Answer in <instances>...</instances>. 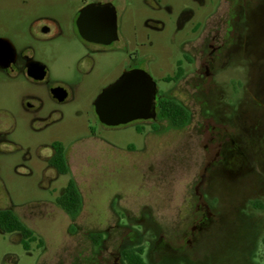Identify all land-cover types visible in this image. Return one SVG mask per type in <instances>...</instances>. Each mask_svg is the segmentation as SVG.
Returning <instances> with one entry per match:
<instances>
[{
    "label": "rangeland",
    "instance_id": "rangeland-1",
    "mask_svg": "<svg viewBox=\"0 0 264 264\" xmlns=\"http://www.w3.org/2000/svg\"><path fill=\"white\" fill-rule=\"evenodd\" d=\"M109 1L125 48L102 55L75 33L82 0H0V38L48 70L33 83L0 68V209L14 208L35 236L27 252L22 235L0 231V264H111L106 248L123 244L144 246L147 264H264V209L251 204H264V0ZM157 17L165 28L147 29ZM51 21L57 43L32 38ZM134 62L190 112L187 125L100 123L95 101ZM33 96L40 116L24 109ZM55 142L68 175L49 164ZM70 179L83 198L75 218L56 203ZM199 183L212 215L193 236Z\"/></svg>",
    "mask_w": 264,
    "mask_h": 264
},
{
    "label": "water",
    "instance_id": "water-1",
    "mask_svg": "<svg viewBox=\"0 0 264 264\" xmlns=\"http://www.w3.org/2000/svg\"><path fill=\"white\" fill-rule=\"evenodd\" d=\"M80 14L79 27L85 39L104 44L116 39L117 9L113 3L89 5ZM88 14H107L109 28L95 26L93 21L88 20ZM11 50L8 43L0 39V68L8 67L9 61L4 58ZM46 75L44 66L30 72V76L38 81L44 80ZM51 93L59 102H64L68 97V91L63 87L53 88ZM158 94L157 83L153 78L143 69H133L103 90L95 101V111L100 122L111 127L138 120H154L157 118Z\"/></svg>",
    "mask_w": 264,
    "mask_h": 264
},
{
    "label": "flooded vegetation",
    "instance_id": "flooded-vegetation-1",
    "mask_svg": "<svg viewBox=\"0 0 264 264\" xmlns=\"http://www.w3.org/2000/svg\"><path fill=\"white\" fill-rule=\"evenodd\" d=\"M75 2H76V0H75ZM82 2H83L82 9H83V8L89 6V5H92V4H99V3L105 4V3H109L110 1L109 0H91V1L90 0H82ZM81 10H80V12H81ZM88 15H89L88 20L91 21V22L93 21L95 26L98 25V27H101L103 29H108L109 28V23L107 22V14H100L98 16H94V14H88ZM80 17H81V14L79 13V14H76V17L74 19L75 33H76L77 37L79 38V40L85 46H87V48L88 47L92 48L94 50V52H96L97 54H102V55L110 53V52H120V51H122L125 48V45L123 44L124 39L122 38V36L120 34L121 20H120V14H118V11H117V14H116V39L114 41H112L111 43H108V44L98 43V42L89 41V40L85 39L81 35V32H80V27H79V19H80ZM50 23L52 25H50ZM187 24H192L193 29H198L199 30L200 27H201V24L200 23H195L193 21V19H190L189 23H187ZM57 25L58 24L56 22L51 21V22H49L47 24L42 23L39 26H35L32 29V34H31L32 38H34L37 41L43 42V43H48V44L57 43V41L59 39V36H60V32L57 29L58 28ZM165 25H166V23L163 22V20L159 19L158 17L156 19H148V20H146V23H145L146 28L150 29L152 31H162L165 28ZM151 36H152L151 34H148L147 35V39H150ZM0 39H2V38H0ZM5 41L8 43V45L12 49L11 51L8 52V54L6 55V58H4L5 60L7 59L9 61L8 67L6 69H3L5 71L6 78L8 80H10V81H15V80H19L20 77L23 76L28 81H31L33 83L46 82V79H47V76H48L47 67L45 65L41 64L38 60L35 59L34 50H32L31 48H25L21 52H18L11 42H9L8 40H5ZM145 58H147V57H145ZM211 58L213 59V56ZM147 59H149V58H147ZM135 64H138V66H134ZM41 66L45 67V69L47 71V75H46L44 80L38 81V80L33 79L30 76V72L36 70L37 68H39ZM206 66H207V64H206V62H204L203 67L206 68ZM133 69H143V70H145L148 73V71L146 70V62H143V63L134 62V64L131 65V67L123 70V72L121 73V75L118 78V80L127 71H131ZM199 73H203V71L199 70ZM157 88L159 90V86L158 85H157ZM52 89H51V91H52ZM51 95H52V93H51ZM158 96H159V99H158V102H157V118L154 119V120H138V121H134L132 123L151 122L152 123V127H153V129L155 131H158L159 128H160V125H162L164 122H170V124L174 128H181V127H175L173 125V123L170 120H168V119H159L158 113H159V109H160V103L165 98L161 96L160 90H159ZM52 97H53L54 100L59 102L53 95H52ZM68 98H69V91H68V97L66 98V100L64 102H66L68 100ZM59 103H63V102H59ZM23 106H24V109H26V111H28V112H36L37 115L39 114L38 116H40L41 113H43V105H42V103H41V101H40V99L38 97H34L33 96V97L30 98V100L28 98V100H26L23 103ZM38 119L39 118H37V120ZM132 123H129V124H132ZM101 124L104 125L103 123H101ZM129 124H127V125H129ZM104 126L108 127V128H112L111 126H107V125H104ZM121 126H126V125H121ZM117 127H120V126H117ZM92 134H95V131L93 129H92ZM204 171L205 172L203 173V178H205L207 176V174L209 173V171H211V170H204ZM228 173L231 174L232 172L230 170H228ZM201 186L205 187L206 185L205 184L203 185V183H199L198 192H197V196L199 198L197 210L200 213V209H201L202 210V212H201L202 215L200 216L199 213H195L194 225H193V227L190 230V232L193 234V236H195L199 232L203 231L205 229V227H207V225L209 224L208 222H211V220H207L206 219L207 215L210 216L212 214H211V212H209L208 205L203 200V196H202V194L200 192L202 190ZM9 209H13L15 211L14 208H9ZM15 213H16V211H15ZM16 214L18 215V213H16ZM19 218L21 219V217H19ZM3 233H6V232H3ZM7 234L21 235V233H19V232H13V233H7ZM163 238H164V236L161 235L160 239H163ZM23 240H24V238L22 239V246H23L24 250L29 252L31 250V248L29 250L25 249V246L23 244ZM123 251L121 253H119V251L117 252V250H115V251L110 250L109 251V257L113 258L111 260V264H119L118 263L119 256H120V258L123 259V256H122Z\"/></svg>",
    "mask_w": 264,
    "mask_h": 264
},
{
    "label": "trees",
    "instance_id": "trees-1",
    "mask_svg": "<svg viewBox=\"0 0 264 264\" xmlns=\"http://www.w3.org/2000/svg\"><path fill=\"white\" fill-rule=\"evenodd\" d=\"M159 119L170 120L175 127H183L188 124L191 114L178 101L173 99H163L160 103L158 113ZM54 154L49 160V164L60 175H68L70 172L66 147L61 142H55L52 146ZM57 205L71 218H75L80 213L83 198L80 189L74 179H70L65 192L56 199ZM254 208L264 209L262 202H251ZM0 230L6 233L19 232L23 236L25 249H30V243L35 241L33 231L27 227L13 209H0ZM98 244L101 235L94 236ZM144 246L133 247L123 251L122 256L127 264H147L144 258Z\"/></svg>",
    "mask_w": 264,
    "mask_h": 264
},
{
    "label": "crops",
    "instance_id": "crops-1",
    "mask_svg": "<svg viewBox=\"0 0 264 264\" xmlns=\"http://www.w3.org/2000/svg\"><path fill=\"white\" fill-rule=\"evenodd\" d=\"M53 154H54V152H53ZM53 156V155H52ZM204 185V184H203ZM161 237V236H160ZM101 239H102V237H101ZM159 241V240H158ZM157 241V246H158V242ZM98 244H100V242L98 243ZM97 244V245H98ZM139 246H142L141 244L140 245H137V244H132V245H129V246H127V245H125V244H123V245H121V247H119V249H117V252L119 251V253H121L123 250H125V249H129V248H133V247H139ZM101 250H103V249H101ZM116 249H113V251H115ZM109 251H110V249L108 248H106V254L108 255V257H109ZM147 252V250L145 251V253ZM108 261H110L108 258H106V260L105 259H103L101 262V264H104V262H108ZM118 263L119 264H127V263H125L124 262V260L122 259V258H120V256H119V260H118Z\"/></svg>",
    "mask_w": 264,
    "mask_h": 264
}]
</instances>
